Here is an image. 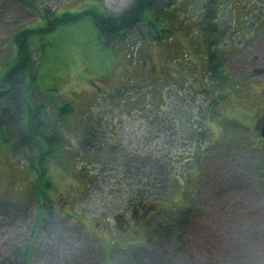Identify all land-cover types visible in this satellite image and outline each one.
<instances>
[{"label": "rangeland", "instance_id": "374dc122", "mask_svg": "<svg viewBox=\"0 0 264 264\" xmlns=\"http://www.w3.org/2000/svg\"><path fill=\"white\" fill-rule=\"evenodd\" d=\"M28 1L41 11L45 6L79 10L89 3L97 2L106 12L117 16L132 2ZM246 2L247 0H221L218 3L221 6L218 7L217 13L225 18L224 25L229 24L232 29L230 40L227 37L228 41L225 40L228 44L232 39L233 41L221 50L222 58L226 62L227 84L222 89L208 93L212 99L210 109L193 105L191 96L194 91L189 90L188 86L192 85L191 89L197 88L200 85L198 77L187 73L186 83L182 84L185 87H178L177 82H183L178 80L174 71L176 65L167 64L165 59H171L177 52L166 51L168 49L162 51L153 42L148 43V35H141L138 39L139 29L132 30L134 34L128 36L136 44L133 53H130L129 48L125 53L123 44H120L122 49L109 54L101 52L100 47L95 44L88 47L87 42L91 44L94 36L88 20L50 35L48 43L46 42V51L38 50L33 58L37 59V64L44 61L52 64V57L65 59L73 54L67 58L66 70L56 85L57 90L55 89L58 97L71 103L73 114H69L65 119L66 125L59 120L57 124L54 123L62 132L58 140L62 150L57 151L58 147L54 145L52 156L45 162L48 166L47 172L41 169L42 173H45L44 180H49V192L58 197L64 195L67 199L64 205H69L72 212L82 213L83 218L90 219L93 225L95 220L102 219V213L106 218L104 224L107 222L111 225L114 216L127 212V204L134 201L132 192L137 189L135 184L124 181L125 176L129 175L119 170L117 162L135 152L143 157L141 151H144V155L149 154L151 160L177 154L180 156L177 163L171 162V165L174 163L176 172L175 185L180 188L182 180L187 178V190L182 186L184 193L173 196L176 197L177 204H173L170 210L159 209L143 224L148 239H151L154 230L152 226L157 227L160 223L170 224L181 209L187 207L194 213L186 229L187 264H264V184L256 180L262 170L260 166L264 167V143L255 132L256 113L263 114L264 111L261 110L262 103H249L252 97L262 93L263 89L264 0H250L251 11L246 9ZM38 12L24 0H0V50L7 51L10 48V39L17 30L36 26L40 20ZM183 15L191 16V13ZM224 25L219 27L225 31ZM175 26L181 27L179 24ZM184 32L182 30L180 34ZM49 44L51 46L48 47ZM50 47L51 50L48 49ZM83 49L90 51V57L84 55ZM190 52L194 54L193 50ZM184 59L183 57L181 61L183 65L178 67L188 68L193 73L195 66L191 60L194 58L187 61ZM88 61L95 64H88ZM47 73L51 74L52 71L46 69L45 74ZM90 74L97 75L98 80L94 85H90L91 82L84 78L86 75L91 78ZM235 80L239 82L236 86ZM48 81L47 78L44 80V86ZM51 90L49 94L55 95L53 88ZM33 91L34 102L39 101L36 97L38 94L44 95L46 99L51 97L45 95L38 87H34ZM160 91L164 96L168 92L165 100L168 106L164 107V111L162 107H152L155 99L152 93L156 92L157 96ZM112 93L115 94L114 101L108 99ZM205 93L206 91L200 89L194 96V102L204 101ZM219 94L225 96L224 101L218 97ZM181 96L183 102L180 100ZM44 104L45 102L43 107ZM217 112L219 115H215ZM162 114L165 121L160 124ZM56 120L55 115L50 119L52 122ZM97 121L100 124H95L93 130H97L103 141V154L89 157L91 160L103 162L105 158L101 157L104 151L112 154L109 159L106 158L107 164L98 163V166L88 171L86 177L80 178L73 175L82 163L78 159L79 155H75L76 142L79 140L76 138L83 135L84 139L85 131L82 132V129L85 123L94 125ZM146 121L150 126L146 125ZM232 122H235L236 126L232 127ZM98 130H102L104 135H99ZM165 141L167 143L164 147ZM11 142L9 139L6 144L0 145V196L7 199L19 197L22 190L27 191L24 189H27L32 178L27 169L23 171L21 168L27 164L28 150L18 149L11 152L15 154L12 156L13 160L7 155L9 162L7 161L4 151L12 148ZM196 148H201L198 158H194L192 154ZM35 155H38V160L43 157L39 153ZM112 158L117 162H113ZM109 160L114 164H110ZM91 167L89 165V169H92ZM94 174H99L98 179H95ZM66 219L69 225L63 228L69 241L66 242V248L71 247L73 252L81 253L85 264H105L102 241L95 239L88 231L86 233L95 240L83 237L82 227L74 219ZM132 220L131 217L120 220L119 227L131 224ZM5 223L9 222H0V249H3L5 244L14 246L30 233V220L20 223L18 230H13V226H7L5 229ZM99 234L96 233L97 236ZM62 235V232L54 234V240L61 245L59 248L54 247L58 260L69 253L66 249L62 250ZM41 242L46 241L42 239ZM139 243H128L126 246L131 249L135 248L133 244ZM2 252L4 251H0V263L3 261ZM124 253L120 248L114 247L109 260L113 264H123ZM161 254L162 250L159 257ZM45 259L52 261L48 255ZM38 260L47 264L43 258L38 257L37 263ZM173 261L176 263L177 258Z\"/></svg>", "mask_w": 264, "mask_h": 264}, {"label": "trees", "instance_id": "16d2710c", "mask_svg": "<svg viewBox=\"0 0 264 264\" xmlns=\"http://www.w3.org/2000/svg\"><path fill=\"white\" fill-rule=\"evenodd\" d=\"M24 1L31 8L34 7V9L39 11L40 20L32 28L24 27L17 30L10 39L8 52L5 49L0 50V145L6 144L11 139L12 148L4 151L5 157L9 155L11 160H13L12 156L15 155L11 152L18 149L29 151L26 157L28 158L27 164L24 167L21 166V168L22 170L27 169L32 178L27 189H24L27 191L22 190L19 197L14 196L7 199L0 196V222H9L5 223L6 227L4 228L7 229V226H13V230H18L20 223L29 220L31 223L29 235H25L21 242H16L14 246L5 244V247L0 249V251H4L2 252L3 261L0 264H42L41 260H38L39 262L37 263L38 257L43 258V261L47 264L48 262L50 264L54 262L60 264H85L81 253H78V255L73 252L74 250L71 247L66 248V242L69 241L68 235H66L63 228L65 226L69 227L66 222L67 217L74 219L82 227L83 231L81 230V234L83 237L91 238L86 233L88 231V233L93 234V237L102 239L103 244H101V247L105 264H113L109 257L114 247L120 248L125 252L123 264H187L185 256H187L186 242L188 235L186 229L194 217V213H191L187 207L182 208L181 212L174 217L170 224L160 223L156 225L157 227L152 226L154 230L152 229L153 232L149 240L143 230V223L149 219L151 213L148 217H139L138 220L134 219L125 232V228L123 229L115 224L118 218L117 215L112 220L114 222L113 225L107 224V222L104 224L106 221V218L103 217L104 213L101 214L102 219L99 221L95 220L93 225L90 219L83 218L82 213L72 212L69 205H64L65 200H67L64 195L58 197L56 194L53 195L49 192L50 183L49 180H44L45 173H42V170L47 172L48 166L45 162L49 156H52L53 146L57 145V151L62 150L58 142L62 132L59 126L54 125V123L57 124L56 122L59 120L64 124L67 116L73 114L71 103L56 94V85H58L57 83L61 80V76L66 70L67 58L73 54L65 59L57 56L52 57L51 59H54L52 64H48L47 61L41 64L38 62L37 64V59L33 57L38 50L45 49L46 51L50 35L55 34L60 29L68 28L83 21L86 22V20L89 21L94 35L91 44L87 42L86 45L91 47L95 44L100 47L101 52H106V54L122 49L120 44H123L125 53L127 48H129L130 53L135 52L134 46L136 44L128 36L134 34L132 30L139 29L140 32H138V35L136 34L138 39H140L141 35H148V43L153 42L162 51L168 49L166 51L177 52L178 56L175 54L173 55L174 57L169 55L172 58L165 59L167 64L176 65L174 71L178 80L183 82H177L178 87H185L182 84L186 83L187 73L198 77L200 85L197 88L191 89L193 88L192 85L188 86L189 90L194 91V95L191 96L193 105L197 108L202 106L205 109H210L212 107V99L208 93L222 89L227 84L226 62L222 58L223 51L221 50L233 41L232 39L229 44L226 42V37L230 40L232 29L229 24L227 26L224 25L225 18L220 13H217L219 11L218 7L221 6L218 3L221 0H132L129 6L118 16L106 12L97 2L89 3L86 7L79 10H69L67 7L53 9L45 6L43 7L44 10L42 9L43 11H41L31 1ZM245 6L249 11L252 10L250 0H247ZM187 13H191V16L183 15ZM232 20L233 18L231 19V25ZM176 24L181 27H176ZM221 24L225 26V31L220 29L219 26ZM182 30L185 31L184 34H180ZM48 49L51 50L52 47ZM190 50H193L194 54ZM82 52L85 56L90 57L89 50L83 49ZM183 57L186 61L194 58V60H191L195 66L193 67V73L188 68L181 69L178 67L182 64ZM88 64L95 63L88 61ZM36 65L37 68L35 69ZM46 69L52 71V73L45 74ZM100 73L102 74L101 71ZM90 77L86 75L84 78L91 82L90 85H94L95 81L98 80L96 78L97 75L90 74ZM46 78L49 80V85L47 83L44 86ZM238 83L235 80V86ZM262 84V93L260 92L249 101L250 104L253 103L254 105L262 103L261 110L264 108V82ZM34 87L40 88L45 95L51 97L46 99L44 95L36 92L38 94L36 97H38L39 101L34 102ZM51 88L55 91V95L49 94V91H52ZM200 89L206 91L204 101L195 103L194 96L200 92ZM167 93L165 96L161 91L157 92V96L156 92L152 93L153 99L155 98L152 102V107L158 109L162 107L164 111V107L168 106L165 104ZM218 97L222 101L225 100L223 95ZM108 99L114 101L115 94L112 93ZM180 100L184 101L183 96L180 97ZM44 102L43 107L42 104ZM259 114V112L256 113V117ZM54 115L57 120L52 122L50 119ZM215 115H219V113L217 112ZM162 117L163 114L160 117V124L165 121ZM95 124L98 125L100 123L98 121L94 125L85 123L84 129H82V132L85 131L83 133L84 139L83 135L76 138L79 140L76 142L75 150L77 152H75V155L76 157L79 155L78 159L82 163H80L79 169L77 168L73 175L80 178L86 177L88 171L93 170L94 166L99 165L98 163L107 164L106 158L109 159L112 154L104 151V155L101 157L102 159L105 158L103 162L91 160L89 157V155L97 156L99 153L103 154L101 147L104 144L98 136L97 130H93L96 127ZM146 125L150 126V123L146 121ZM231 125L233 127L235 122H232ZM49 130L50 133H48ZM98 131L99 135H104L102 130ZM167 142H163L164 147ZM110 146L112 147L111 144ZM200 151L201 148H196L192 152L194 158L200 156ZM141 152L143 157L135 152L134 154H128L120 162L112 158L113 162L118 163L116 166L118 167L119 165V170H123V173L129 175L125 176L124 181H128V184H135L137 188L132 192L134 201L127 205V210L130 211L132 207H135L140 212H144L150 203L158 204L163 209L170 210L173 204H177V199L176 197L173 198V196L183 194L181 187H184L185 183L188 182L187 178H185L186 182L183 179L180 188L175 185L176 172L173 164L177 163L180 156L174 154L172 157L167 156L164 159L158 157L151 160L148 156L149 154L144 155V151ZM38 153L43 156L39 160L37 158L38 155L34 156V154ZM7 161L9 162L8 157ZM172 161L174 163L171 165ZM43 162L44 164H42ZM113 162L109 160L110 164H114ZM89 165L92 166V169H89ZM260 167L262 170L259 171L256 177L258 179L256 180L264 184V167ZM94 175L95 179H98L99 174ZM90 182L93 183L92 181ZM178 188L180 191L177 190ZM140 203L143 207H141ZM129 214L135 218L132 212ZM122 216L125 218L129 217L127 212L122 214ZM59 232H62V237H64L62 250L66 249L69 251L60 260L57 259L56 252H54V247L59 248L61 246L54 240V234H59ZM98 232L100 234L97 236L96 233ZM127 234L129 235L127 236ZM128 237L131 239L128 240ZM42 239L46 242L42 243ZM91 239L94 240V238ZM139 241L145 242L139 243ZM128 242L139 244H133L135 248L128 249L124 245V243ZM160 243L161 245H159ZM161 250L162 254L159 257ZM47 255L50 256L52 261L45 259ZM170 258L172 259L171 261ZM175 258H177L176 263L173 261Z\"/></svg>", "mask_w": 264, "mask_h": 264}, {"label": "flooded vegetation", "instance_id": "af4514ba", "mask_svg": "<svg viewBox=\"0 0 264 264\" xmlns=\"http://www.w3.org/2000/svg\"><path fill=\"white\" fill-rule=\"evenodd\" d=\"M263 111H264V108H263ZM262 111V112H263ZM263 119L264 118V112H263V114H261V115H259V118L258 119ZM260 121V120H259ZM258 124H259V126L261 125V121L260 122H258ZM153 206H154V204L153 205H150V206H148V208L143 212V213H141V215H139V216H141V217H147V212L150 210V209H153ZM136 211V209H132V212H135ZM117 221H115V224L116 225H118L119 226V222H120V220H122V219H125V217H123V216H121V215H117ZM133 220H134V218L133 217H131ZM129 223H127V225L125 226V227H123V229L125 228V232H126V229H128V227H129ZM129 234H127V236H128ZM129 239H131L130 237H128V240ZM127 240V241H128ZM124 244H127V243H124Z\"/></svg>", "mask_w": 264, "mask_h": 264}, {"label": "water", "instance_id": "95a60500", "mask_svg": "<svg viewBox=\"0 0 264 264\" xmlns=\"http://www.w3.org/2000/svg\"><path fill=\"white\" fill-rule=\"evenodd\" d=\"M258 131H259L260 137L264 139V119L261 123V126L258 128Z\"/></svg>", "mask_w": 264, "mask_h": 264}, {"label": "bare ground", "instance_id": "6f19581e", "mask_svg": "<svg viewBox=\"0 0 264 264\" xmlns=\"http://www.w3.org/2000/svg\"><path fill=\"white\" fill-rule=\"evenodd\" d=\"M163 202V201H162Z\"/></svg>", "mask_w": 264, "mask_h": 264}]
</instances>
